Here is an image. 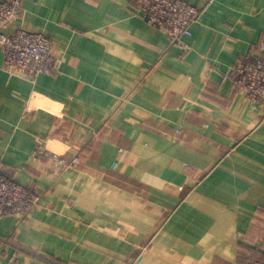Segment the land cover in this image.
I'll return each instance as SVG.
<instances>
[{"label":"crops","instance_id":"0c3cea01","mask_svg":"<svg viewBox=\"0 0 264 264\" xmlns=\"http://www.w3.org/2000/svg\"><path fill=\"white\" fill-rule=\"evenodd\" d=\"M204 8V0H186ZM54 74L11 75L0 47V166L42 194L0 214V264H246L263 258L264 100L228 68L264 59V0H213L184 51L134 0H22ZM50 150L81 159L57 171ZM19 249L16 248V246Z\"/></svg>","mask_w":264,"mask_h":264},{"label":"built area","instance_id":"2783aa9c","mask_svg":"<svg viewBox=\"0 0 264 264\" xmlns=\"http://www.w3.org/2000/svg\"><path fill=\"white\" fill-rule=\"evenodd\" d=\"M137 13L150 25L165 33L170 42L188 51L185 41L192 35V25L213 0H204L205 7L198 8L186 0H134ZM23 15L22 0H0V47L4 53V66L11 75L20 74L36 78L42 74L51 75L57 70L51 40L42 32L16 28L10 33L4 30ZM224 79L233 81L237 94L253 103L264 100V59L248 56L230 66ZM34 157L47 156L57 171L70 167L81 157L72 159L50 150H38ZM42 194L35 187L22 184L7 174L0 166V214L27 216L39 205ZM12 244L8 237H0V255L3 246ZM16 246V245H15ZM19 249L18 246H16ZM264 252V242L260 245ZM14 258L8 264H17ZM246 264H264V256Z\"/></svg>","mask_w":264,"mask_h":264}]
</instances>
